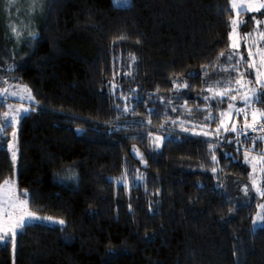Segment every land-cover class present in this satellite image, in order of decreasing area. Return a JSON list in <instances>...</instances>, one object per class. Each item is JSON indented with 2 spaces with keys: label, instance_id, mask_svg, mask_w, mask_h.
I'll return each instance as SVG.
<instances>
[{
  "label": "trees",
  "instance_id": "16d2710c",
  "mask_svg": "<svg viewBox=\"0 0 264 264\" xmlns=\"http://www.w3.org/2000/svg\"><path fill=\"white\" fill-rule=\"evenodd\" d=\"M45 9L10 72L35 103L19 120L15 166L0 137V182L15 175L31 211L66 223L35 222L15 251L0 244V264H264L255 201L223 190L228 176L248 179L241 148L173 133L159 118L161 97L193 106L209 86L230 50L229 0H49Z\"/></svg>",
  "mask_w": 264,
  "mask_h": 264
},
{
  "label": "rangeland",
  "instance_id": "374dc122",
  "mask_svg": "<svg viewBox=\"0 0 264 264\" xmlns=\"http://www.w3.org/2000/svg\"><path fill=\"white\" fill-rule=\"evenodd\" d=\"M113 1L117 5H127L131 2V0ZM47 3H49V0H0V90L7 88L9 92L15 91L18 93L17 96H0V118L3 117V113L5 111H8V105H12L13 108H27L30 107L31 104H33V101L20 99V96L24 95L21 92V89L27 85L12 80L10 72L24 63L25 53L31 45L32 39L36 36L35 34L38 31V29L36 31V25L42 19L46 10L45 6L47 5ZM229 4L231 7L230 0ZM232 12L233 16L231 18H236L239 21H244L245 18L246 21H244L245 25L240 24L237 29L241 41L240 47L237 50V54L234 56L233 60L229 61L226 58L227 55L231 54L232 52V50L230 49L229 52L225 54V56L221 57V60L219 64H217L216 68L209 71V75L207 77L210 80L208 84L209 86L204 87L200 91L198 96L193 97L194 99H197L196 102H193V106L188 105L185 99L181 101L180 98H178L181 96L178 94L175 95L178 96L177 98H175L174 96H172L171 99H164L163 97H161L160 101L161 104H163L164 111L163 114L161 113V117L159 118H161L164 127L166 129H171L173 133H190L192 136H198L204 139L212 140L213 145H216L217 147H225V145H230L241 148L244 162H246L245 151H248L250 160H252V158H257L256 160H253L252 163L246 162L249 167L248 179L228 176L223 187V190L225 191L227 197H229L234 203H250L251 201H255V209L252 215V226L256 227L253 224V220L256 218L257 213L264 215V208L261 207V205H264V196H261L257 191V188H260L262 191H264V171H261V169L264 168V164L258 163L259 158L262 154H264V140L260 139L261 137H264V131L252 132L250 129L245 128V123H253L252 113L257 110L264 111V103H251V106L246 109L248 112V118L247 121H245L243 115L235 114V109L245 107V104L241 97L243 93L247 91V88L242 89L240 92H229L228 95L224 96L223 98H221L220 96H215V98H213V96L215 93L222 92L227 88H238L239 86L236 85L234 81L236 79H241V73L244 74L242 77V82L246 83L248 80L255 81L254 71L248 69L244 63H241L239 65V72L234 69V65L236 64V61L239 59V55L241 54L244 55L245 60L248 59V54L246 51L247 45L252 44L253 40H260L259 31H264V24H261L259 26V31H255L257 29V25L252 17L264 21V10L261 11L262 14L250 12L252 20L251 24L248 23L246 16L247 13H243L237 16L234 10H232ZM240 27H246L247 29H245L246 31L243 32ZM13 28H15L20 33L19 36H17L12 31ZM247 33H253V36L250 40L245 41L243 40V37ZM257 46L264 47V41H261ZM256 50V46L252 47L253 52H255ZM114 86H118L117 83H115ZM248 87L255 88L258 95L264 93V88H261L255 82L248 85ZM209 88H212L211 92L207 90ZM232 95L237 96V99L235 101L230 99ZM249 95L251 96L252 93H249ZM130 97L131 96H123V102L126 104L129 103L131 99ZM198 97L205 101H202V103L200 101L198 102ZM205 97H209V99H205ZM261 98L264 99V96H262ZM230 103L235 105V108L232 110L233 115L231 117L227 115L221 116L220 114L222 112L229 111L228 105ZM196 107L198 108L196 109ZM196 110L200 112L198 116L195 113ZM209 115L211 116V119L206 120L205 118ZM200 117L201 119H199ZM221 120H223L224 122L223 125H221ZM18 124H16L14 127H9L7 132L4 134V136L7 138V143L11 141V133L13 131H16L18 138ZM233 124L236 125L238 129L237 132L225 131V127L230 128ZM194 125L196 127H193ZM218 127L220 128L219 135H217L215 132ZM183 129H188V131H184ZM204 131H208L210 135L205 136L203 134H200ZM243 132L248 133L247 137L242 134ZM168 135V132L163 134L153 133L151 144H153L154 146L159 144L160 146L165 136ZM156 137H159L160 140L157 141ZM253 140L256 141L255 147H253L252 144ZM252 149L257 150L255 152ZM229 151V149H226L225 154H227ZM8 152L11 158V153L9 150ZM253 163L256 164L255 171H253ZM253 180H255V184H253ZM2 182H0V184H2ZM245 188H247L248 190L247 195L244 191ZM37 215L41 217L50 216L39 214ZM53 218L54 220H58L55 217ZM36 222L52 224V222L48 221Z\"/></svg>",
  "mask_w": 264,
  "mask_h": 264
},
{
  "label": "snow or ice",
  "instance_id": "6c2138e0",
  "mask_svg": "<svg viewBox=\"0 0 264 264\" xmlns=\"http://www.w3.org/2000/svg\"><path fill=\"white\" fill-rule=\"evenodd\" d=\"M231 3V9L236 12V15L239 16L243 13H249V12H256L260 13L262 10H264V0H230ZM253 20H255V23L257 25V29L255 31H259V26L261 24H264V21L256 19L255 17H252ZM244 23V21H239L236 18H230V26H231V32L229 33V48L232 50L231 54L227 55V59L229 61L233 60L234 56L237 54V50L240 47V41L241 38L238 35V27L240 24ZM12 31L19 36L20 33L13 28ZM253 33H247L243 40L248 41L252 38ZM260 40L256 41L253 40L252 44L246 46V51L248 54V59L245 60L244 55H239V59L236 61V64L234 65V69L239 72V65L241 63H244L248 69H251L255 73V81L248 80L246 83L242 82L243 73H241V79H236L234 83L238 85L239 87L236 89L227 88L222 92H217L214 94L213 98L215 96H220L223 98L224 96L228 95L229 92L236 91L240 92L242 89L247 88V91H245L241 97L243 100L245 107L235 109V114L237 115H243L245 121H247L248 118V112L247 108L251 106V103L254 102H262L264 103V99L261 97L264 96V93L257 94V90L255 88H250L248 85L255 82L258 84L261 88H264V47H258L257 45L260 44L261 41H264V31H259ZM119 39H125L124 36L119 37ZM139 43V41H137ZM256 46L257 50L255 52L252 51V47ZM221 57L225 56V53L222 51L219 54ZM131 59L133 62H135L136 57L134 55L131 56ZM208 66L205 65V68ZM227 70V69H225ZM129 75L131 73H128ZM219 83V82H217ZM231 83V82H230ZM183 87H188L187 84H183ZM208 91H212V88L207 89ZM21 92L24 94L20 96V99H27L29 101H33L35 103V98L32 95L31 89H29L27 86H24L21 89ZM249 93H252L250 96ZM17 96L18 93L13 91L9 92L7 88H4L0 90V96ZM127 99V98H125ZM205 99H209V97H205ZM231 100L235 101L237 99L236 95H232L230 97ZM235 108L234 104L228 105V112H222L221 116H229L231 117L233 115L232 110ZM31 110H34L31 106L30 107H20V108H13L12 105H8V111H5L3 113V117L0 118V137H3L4 134L7 132L9 127H14L16 124L19 123V120L24 118V116L29 113ZM125 111H127V108H125ZM206 120L211 119V116L205 118ZM252 120L253 123H245V128L250 129L252 132L257 131H264V111H254L252 113ZM223 120H221V125H223ZM193 127H196L195 125ZM184 131H188V129H183ZM225 131H232L237 132L238 129L235 124L231 125L230 128L225 127ZM216 134L219 135L220 128L218 127L215 130ZM200 134H203L205 136L210 135L208 131H204ZM244 136L247 137L248 133L243 132ZM11 141L7 143V149L11 153V161L13 163V166H15L16 161L18 159V141H17V133L16 131H13L11 133ZM261 140H264V137L260 138ZM156 140L159 141L160 138L156 137ZM253 147L256 146V141H252ZM159 147V144L156 145ZM137 155L141 157L142 162L143 157L142 154H140L137 151ZM213 161H216V156L213 155L212 157ZM257 158H252V160L249 159V153L248 151H245V161L248 163H252L253 160H256ZM146 163V162H145ZM258 163L264 164V154L261 155V157L258 160ZM256 164L253 163V171H255ZM213 172L216 171L215 168L212 169ZM261 171H264V168L261 169ZM142 178V177H141ZM255 180H253V184H255ZM245 194L247 195V188H245ZM257 191L261 196H264V191H262L260 188H257ZM262 208H264V205H261ZM36 221H48L52 223H58L60 225H64L66 222L63 219L60 220H54L53 217H41L38 216L35 212L30 211V200L28 199V192L27 190H19L18 184L15 180V177L12 176L8 179L3 180L2 184H0V244H7L11 243L13 251H15L16 248V240L17 236L21 235L28 227L32 226ZM253 224L256 227L264 228V215H261L260 213H257L256 218L253 220Z\"/></svg>",
  "mask_w": 264,
  "mask_h": 264
}]
</instances>
